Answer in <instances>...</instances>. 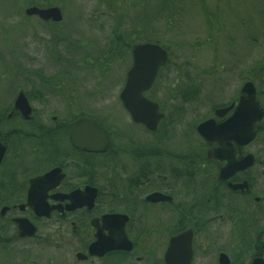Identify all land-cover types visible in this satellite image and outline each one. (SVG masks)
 I'll return each mask as SVG.
<instances>
[{
    "label": "rangeland",
    "instance_id": "374dc122",
    "mask_svg": "<svg viewBox=\"0 0 264 264\" xmlns=\"http://www.w3.org/2000/svg\"><path fill=\"white\" fill-rule=\"evenodd\" d=\"M14 1L0 0V113L9 111L5 106L12 96L14 100L20 90H28L26 71L45 74L34 77L37 87L43 78L67 76L63 89L76 95L74 108L56 102L57 107L38 108L35 120L43 118L48 125L54 116L60 122L93 116L115 137L117 147L148 141L152 136L133 124L120 101L132 67L131 49L137 42L161 44L169 53V65L147 94L163 106L167 125L173 118V102L186 101L180 96L199 91L194 94L197 100L190 102L200 104L182 109L187 114L168 141L169 148L192 136L197 124L212 115L213 107L236 100L247 81L255 84L264 102V0H48L63 12L64 20L57 26L27 18L30 0ZM118 37L131 44L130 50L121 48L122 58L116 54ZM89 101L96 104L90 106ZM35 120L30 125L12 122L7 128L31 132ZM59 149H67L64 140ZM258 153L264 156V136L258 139ZM98 160L101 164L104 157ZM102 191L100 201L105 204L106 189ZM10 218L0 217V264H162L174 223L169 214L159 220L151 212L145 224L147 235L135 230L137 222L131 223L137 245L131 257L79 261L76 255L84 253L90 237H77L70 223L35 220V237L6 244L4 240L17 237ZM233 225L214 230L221 240L214 246L210 243L205 253L199 250L193 264H217L219 248L231 258L236 244Z\"/></svg>",
    "mask_w": 264,
    "mask_h": 264
},
{
    "label": "flooded vegetation",
    "instance_id": "af4514ba",
    "mask_svg": "<svg viewBox=\"0 0 264 264\" xmlns=\"http://www.w3.org/2000/svg\"><path fill=\"white\" fill-rule=\"evenodd\" d=\"M33 8L60 9L51 5L48 0H43L41 3L30 0V4L25 7L26 17L37 19L47 26L60 25L64 20L61 9L63 20L56 22L52 19H41L38 15H28L27 11ZM41 74L45 76L43 72L26 71L25 76H29L26 82L30 89L27 88L26 92L20 90L14 100L12 96V101L10 100L5 106L9 111L5 114L0 113L1 139L6 146L0 165V217L11 216L9 222L15 227L18 239L28 238L19 237L18 226L14 222L16 219H28L32 224L35 220L39 222L57 219L56 221L60 223H70L73 234L77 237L89 235V244L82 253L87 255L89 246L95 241V230L91 222L105 215L116 214L129 218L126 233L136 249V242L132 239L134 233H130L131 226L135 225L131 223L137 222L135 230L140 232V235H145L146 220L153 212L159 220L160 216L167 214L173 216V234L170 239L188 231L192 232L191 264L195 262L199 250L205 253L210 243L214 246L221 240V236L213 232L227 223L234 224L235 254L230 258L224 249H217V264H221L222 255L228 257L229 264H264V156L258 153V139L264 136V117L255 138L236 149L234 157L235 161H239L240 167L249 157L252 158L253 163L245 169L237 170L226 180L220 179V173L228 162L223 161L224 163L217 164L211 161L208 157L210 145L197 131L199 125L208 120L215 119L219 124L229 120L240 104L243 87L236 100L226 105L213 107L212 115L199 122L194 128L195 131H191L192 136L183 139L179 147L173 145V148H169L167 143H171L170 139L171 137L174 139L177 127L183 124L187 113L182 109L190 105H199V101L173 102V118L170 117L168 125L166 113L162 110L163 106L157 103L165 117L156 131H150L144 125L132 121L135 126L152 136L151 139L137 143L132 140L133 144L120 148L114 143L115 137L105 132L109 140L108 148L106 152L97 154L78 150L70 139V127L73 123L81 118L98 121L95 117L79 116L70 122H64L65 120L62 121L61 118L60 122L59 118L54 116L52 123L48 125L43 118L35 120L38 108H53L56 102L64 103L65 108L68 109L74 108L75 105L74 96L76 95L63 89L66 81L69 80L67 76L54 75L55 78L52 81H46L43 78L41 85L37 87L34 77H40ZM256 92L257 100L264 110L263 97L259 94L257 87ZM21 93L25 95L32 109L30 120H25L18 112L13 113ZM61 93L67 96H61ZM89 102L90 106L96 104L94 101ZM229 108L231 109L222 118L216 116L218 110ZM34 120L35 125L32 126L31 132L25 133L15 128H7L12 122L19 121L30 125ZM62 140L67 146L64 151L59 149ZM103 157L104 160L100 164L98 158ZM55 169H60L63 177L56 188L44 192V195L47 203L52 208L58 207V209H54L50 217L42 218L37 217L29 207L21 210L20 207L28 203L31 182ZM55 180H51L50 184L55 185ZM103 188L106 189L105 204L100 201V197L104 195ZM87 189L98 190L94 207L68 211L66 208L72 202L66 197L76 191L84 193ZM154 194L170 197L171 201H148V197ZM84 201L79 199L77 202ZM4 208H7V211L2 216L1 211ZM26 213H29L31 217H26ZM209 230H212V235ZM133 253L134 251L126 254L131 257ZM108 255L102 258L90 257L85 261L102 260ZM137 260L141 262L143 259L138 257ZM162 264H165L164 257Z\"/></svg>",
    "mask_w": 264,
    "mask_h": 264
},
{
    "label": "water",
    "instance_id": "95a60500",
    "mask_svg": "<svg viewBox=\"0 0 264 264\" xmlns=\"http://www.w3.org/2000/svg\"><path fill=\"white\" fill-rule=\"evenodd\" d=\"M28 15H38L41 19L60 22L63 20L62 13L58 8L40 10L33 8L27 11ZM132 67L127 73L125 86L120 93V100L124 109L129 113L134 123L144 125L150 131H156L159 123L165 115L160 112L159 105L149 100L145 94L153 87L159 71L169 61L168 52L157 44H136L132 48ZM218 110L216 116L222 118L230 110ZM20 113L25 120H30L32 109L23 93L19 95L14 106L13 113ZM264 117V110L257 101V92L254 84L248 82L241 91L240 104L236 113L226 122L217 123L215 119L208 120L199 125L197 131L205 139L210 150L208 157L217 164L228 163L221 169L220 179L230 178L237 170L245 169L251 165V157L246 163L239 166V161L234 157L236 149L243 147L252 141L259 130ZM70 139L75 148L90 153H104L109 144L108 137L103 131L102 125L93 119L81 118L70 127ZM235 144V146H234ZM6 152L0 132V165ZM63 176L60 169H55L44 177L31 182L28 203L21 206L24 210L29 207L37 217H50L54 209L46 201L44 192L56 188ZM56 179L55 185L50 181ZM97 189H87L84 193L76 191L66 198L72 203L66 209L74 211L88 207L92 209L97 198ZM79 199H84L78 203ZM150 202L171 201L170 197L154 194L148 197ZM7 208L1 211L4 216ZM19 230L20 238H32L37 233V228L28 219H16L14 221ZM129 218L125 215H105L91 222L95 230V241L89 246L88 254L79 253L77 260L85 261L89 257L102 258L114 252L132 253L134 244L126 233V225ZM193 257L192 232L188 231L171 238L164 256L165 264H191ZM221 264H229L227 256H221Z\"/></svg>",
    "mask_w": 264,
    "mask_h": 264
},
{
    "label": "trees",
    "instance_id": "16d2710c",
    "mask_svg": "<svg viewBox=\"0 0 264 264\" xmlns=\"http://www.w3.org/2000/svg\"><path fill=\"white\" fill-rule=\"evenodd\" d=\"M115 43H117V45L119 46L118 50H116V52H117L116 54H118V56H120L121 58L123 56V50H121V48H126L128 50L131 49V44L128 43V42L123 43L120 37H118V39L115 41ZM158 45L164 47L161 44H158ZM198 92L199 91H189V92H186L185 94H183V97L180 96V100L181 99L186 100V101H191L192 99L193 100L194 99L197 100V98L195 96H197V93ZM194 94H195V96H194ZM16 240H18V237H16V238L14 237L13 240H7V241L4 240L3 242L6 243V244H11L12 242H14ZM126 257H129V256H128V254H126L124 252H115V253H112V254L108 255L106 259H108V258H116V259L117 258H122V261H124Z\"/></svg>",
    "mask_w": 264,
    "mask_h": 264
}]
</instances>
